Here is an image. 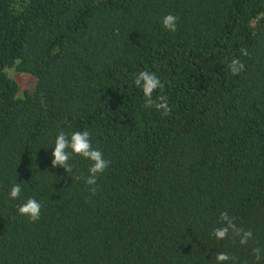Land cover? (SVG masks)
<instances>
[{
  "label": "trees",
  "instance_id": "trees-1",
  "mask_svg": "<svg viewBox=\"0 0 264 264\" xmlns=\"http://www.w3.org/2000/svg\"><path fill=\"white\" fill-rule=\"evenodd\" d=\"M13 68L37 80L22 97ZM140 71L160 78L167 115L146 106ZM61 130L90 131L109 161L95 193L88 160L52 166ZM28 197L43 206L35 222L17 213ZM225 212L243 231L217 240ZM220 252L264 264V0H0V264H215Z\"/></svg>",
  "mask_w": 264,
  "mask_h": 264
},
{
  "label": "clouds",
  "instance_id": "clouds-1",
  "mask_svg": "<svg viewBox=\"0 0 264 264\" xmlns=\"http://www.w3.org/2000/svg\"><path fill=\"white\" fill-rule=\"evenodd\" d=\"M178 16L173 14H167L162 17L161 24L162 27L168 32H175L178 23ZM244 68V65L240 63L238 59H232L229 65V69L233 74H238ZM134 85L140 89L143 96L146 99V106L154 107L157 111H162L164 115H167L171 109L168 106V102L165 97H159V103H155L153 100V93L156 90L163 89L164 85L160 78L151 71H140L135 75ZM43 148V147H42ZM51 148V163L53 167H61L70 172L72 170V165L69 163L73 156L82 157L90 162V167L88 168V175L85 180L86 185L93 186L91 191L95 193L98 177L104 173V171L109 166V161L104 158V154L98 148L93 147L92 135L88 130L76 131L71 133H66L61 130L57 133L54 138L53 145ZM44 148V149H48ZM26 182L16 181L11 184L8 192V197L10 200H20L22 198V193L24 191ZM42 203L34 198L28 197L24 199L22 203L17 207V213L21 216H25L31 221H37L41 216ZM221 221L224 226L213 229L212 235L217 240L225 239L229 230L232 229L237 235L243 230H237L232 220L228 214L221 213ZM252 237V233L243 232V237L240 241L241 244H246L248 240ZM257 260L261 259L262 250L256 248L253 250ZM232 258L224 252L215 254V264H228Z\"/></svg>",
  "mask_w": 264,
  "mask_h": 264
},
{
  "label": "rangeland",
  "instance_id": "rangeland-1",
  "mask_svg": "<svg viewBox=\"0 0 264 264\" xmlns=\"http://www.w3.org/2000/svg\"><path fill=\"white\" fill-rule=\"evenodd\" d=\"M7 73L9 74L10 78L15 80L19 85V97H22L27 91H32L36 86L37 80L31 75L19 73L14 68L8 69Z\"/></svg>",
  "mask_w": 264,
  "mask_h": 264
}]
</instances>
